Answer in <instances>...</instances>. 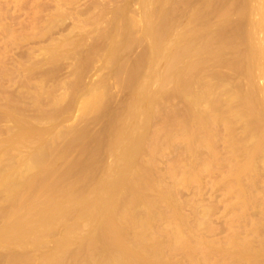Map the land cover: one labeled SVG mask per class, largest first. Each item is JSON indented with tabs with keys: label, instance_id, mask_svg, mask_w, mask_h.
<instances>
[{
	"label": "rangeland",
	"instance_id": "obj_1",
	"mask_svg": "<svg viewBox=\"0 0 264 264\" xmlns=\"http://www.w3.org/2000/svg\"><path fill=\"white\" fill-rule=\"evenodd\" d=\"M159 28L167 51L157 61ZM114 40L125 41L118 53ZM189 40H206L203 59L219 53L201 66L179 60L189 87L176 76L163 85L173 50ZM259 51L264 0H0V264H130L129 249L142 264H264V162L253 153L264 125L246 107L253 98L264 113ZM145 85L152 102L139 96ZM64 181L70 191H54V210L77 193L101 203L79 202L47 230L34 203ZM22 192L28 211L17 206Z\"/></svg>",
	"mask_w": 264,
	"mask_h": 264
},
{
	"label": "bare ground",
	"instance_id": "obj_2",
	"mask_svg": "<svg viewBox=\"0 0 264 264\" xmlns=\"http://www.w3.org/2000/svg\"><path fill=\"white\" fill-rule=\"evenodd\" d=\"M164 1H165V0H164ZM164 3H165V2L162 3V7H164V8L166 9V7L163 5ZM241 5H243V4H241ZM241 5H240V6H241ZM160 7H161V5L159 6V8H160ZM241 7L244 8L245 6H241ZM241 7H240V8H241ZM159 8H158V9H159ZM158 9H157V10H158ZM160 9H161V8H160ZM151 10H152V9H151ZM162 10H163V9H162ZM238 10H240V12H241L242 9H238ZM243 10H244V9H243ZM164 11H165V10H164ZM167 11H168V10H166V12H163V13L165 14V13H167ZM152 12H153V11H152ZM152 12H150V10H149V13H150L149 15H150V17H151L152 14H153ZM155 12H157V11H155ZM242 12H244V11H242ZM157 13H158V12H157ZM158 14H159V13H158ZM161 14H162V13H161ZM164 14H162V16H163ZM170 14H172V13H170ZM165 16H166V14H165ZM167 16L169 17V14H168ZM167 16H166V18H168ZM162 18H163V17H162ZM165 21H167V20L165 19ZM165 21H162V23L164 24ZM160 23H161V22H160ZM165 23H166V22H165ZM149 24L151 25V23H149ZM152 24H153V23H152ZM154 25H156V24H154ZM151 26H152V25H151ZM151 26H150V27H151ZM156 26L158 27V25H156ZM156 26H155V27H156ZM150 27H149V28H150ZM153 27H154V26H152V30H153ZM157 27H156V28H157ZM154 29H155V28H154ZM157 29H158V28H157ZM159 29H160V28H159ZM165 29H166V27H165ZM152 30H150L149 32H150V35H151L150 37L153 39L154 36L152 37V35H154V32L152 33V32H151ZM161 30H162V29H160V31H159V30H154V31H159L158 33H159L160 36H159L157 33H156V35H158V37L160 38V40H158V37L154 38V39H156L155 41H153L154 39H153V40L151 39V40H152V43H153V42H155V43L157 42V46H158V44H159L158 42H161V40H162V39H161V38H162L161 35H163V33L165 32V31L163 30L164 32L162 31L163 33L160 34ZM151 33H152V34H151ZM115 41L117 42V40H114L113 44H115V45H117V46H118V44H119V46H121V45H122L121 43H125V41L120 43V42H119L120 40H119V41H118V44H116ZM113 44L111 43V46H112ZM120 44H121V45H120ZM153 44H154V43H153ZM115 45H114V46H115ZM123 45H124V44H123ZM125 45H126V44H125ZM117 46H115V48L112 47V48H111V49H112L111 52H113V49H114V50H115V49L117 50V48L119 49V46H118V47H117ZM152 47H154V45H152ZM120 48H121V50H122V48H124V47L122 46V47H120ZM177 49H179V48H177ZM116 50H115V51H116ZM119 50H120V49H119ZM119 50H118V52H119ZM116 52H117V51H116ZM118 52H117V53H118ZM120 52H121V51H120ZM259 52H260V51H259ZM262 52H263V51H262ZM117 53H116V54H117ZM114 54H115V52H114ZM256 54H258V53H256ZM260 54H261V55H260ZM260 54H259V55H260L261 57H263L262 55H264V54L261 53V52H260ZM115 57H117V56H115ZM256 57H258V56H256ZM259 58H260V57H259ZM182 59H183V58H182ZM181 61H182V60H181ZM167 62H168V61H167ZM180 63H181V62H180ZM167 65H168V64H166L165 66H167ZM176 67H177L178 69H180V65H179V63H178V65H176ZM165 68H166V67H165ZM163 70H164V69H163ZM165 71H166V69H165ZM163 72H164V71H163ZM164 73H165V72H164ZM245 73H246V77H247V81H248V79H251V78H250L251 76H250V74H249L248 71H245ZM263 75H264V74H263ZM248 77H249V78H248ZM177 78H178V80H180V74L177 76ZM175 80H176V78H175ZM250 81H251V80H250ZM248 84H250V83L248 82ZM250 87H252V86L250 85ZM250 87H247V88H250ZM179 88L182 89V87H180V86H179ZM246 91H247V90H246ZM250 91H251V90H250ZM250 91L248 90V92H245V94L248 95V93H249ZM253 91H254V90H253ZM253 93H254V92H251V94L249 93L251 97L253 96ZM244 96H245V95L243 94L242 97L245 99ZM254 96H255V95H254ZM242 97H241V99H240V102H241V101H244ZM247 97H248V96H247ZM251 97H250V98H251ZM248 98H249V97H248ZM248 98L245 99V101H246V100L249 101L250 98H249V99H248ZM254 98H255V97H254ZM251 100L253 101V98H252ZM251 100H250V103H249V102L247 103V104H249L248 106H246L247 104H246V102H244V103L246 104V105H245L246 107H249V106H250V109L253 110V111H254V108H256V107H257V108H258V107H262V106H260V105L258 106V103H257V106H256V102H252ZM254 100H256V98H255ZM205 101H206V100H205ZM244 103L241 102L242 105H243ZM242 108H243L242 111H245V110H246V108H244V105H243ZM257 108H256V114H257L258 116H257L256 114L254 115V114H252V113H250V114L248 113V114H249V117H250L249 119H250V121H251V118H252L253 116H256L257 118H256V119L254 118V119H255L254 121L252 120L253 123H254V126H255V125L257 126V125H259V124H260V125H261V124L264 125V123L262 122V120H264V113L261 114V112H259V108H258V110H257ZM248 109H249V108H248ZM250 109H249V112H252V111H250ZM215 110H216V109H215ZM263 110H264V109L262 108V111H263ZM257 111H258V113H257ZM247 112H248V110L245 112V114H247ZM263 112H264V111H263ZM254 113H255V111H254ZM192 114H194V113H192ZM192 114H191V115H192ZM251 114H252V115H251ZM192 116H193V115H192ZM197 116H198V115H197ZM193 118H195V117H193ZM198 118H199V116H198ZM198 118H195V119H196V121H199V122H200L201 119H203V117H202L201 119L199 118L200 120H198ZM191 119H192V117H191ZM204 119H205V118H204ZM252 119H253V118H252ZM201 121H202V120H201ZM252 121H251V122H252ZM202 122H203V121H202ZM204 123H205V122H204ZM205 124H206V123H205ZM260 125H259V126H260ZM205 126H206V125H205ZM252 126H253V125H252ZM259 126H257V127H259ZM261 126H262V125H261ZM257 127H256V128H257ZM263 127H264V126H262L261 129H262ZM28 128H30V127H28ZM28 128H27V129H28ZM253 128H255V127H253ZM124 129H125V128H124ZM259 129H260V128H258L257 130H259ZM257 130L254 129V132L257 131ZM262 130H263V131H262ZM262 130H261L262 132H261L260 130H259V131L261 132V137H263V138L260 137V138H261V139H260L259 136H257V137L261 140V143H259L260 141H258V143H256V146L253 147V149H254L253 153L255 154L256 151H258V153L260 152L259 155H261V156H259V158L262 159V161L264 162V128H263ZM22 131H23V130H22ZM26 131H27V130H26ZM26 131L24 130V132H26ZM29 132H30V130H29ZM32 132H33V131H32ZM190 132H192V131L190 130ZM27 133H28V132H27ZM256 133H258V132H256ZM29 134H30V133H29ZM258 134H259V133H258ZM27 135H28V134H27ZM36 135H39V134L36 133ZM115 135H116V134H115ZM115 135H114V137H116ZM117 135H120V133H117ZM192 135H193V133H192ZM28 136L31 137V135H28ZM28 136H27V137H28ZM33 136H34V135H33ZM27 137H25V138H27ZM39 137H40V136H39ZM39 137H38V139H39ZM117 137H118V136H117ZM117 137H116V139H117ZM119 137L121 138V136H119ZM119 137H118V141H119ZM13 138H14V137H13ZM31 138H32V137H31ZM17 139H18V140H17ZM19 139H20V137L17 136L15 140H17V142H18V141H20ZM28 139H29V138H27L26 140L28 141ZM116 139H115V140H116ZM12 140H13V139H12ZM15 140H14V141H15ZM32 140H33V139H32ZM121 140H122V139H121ZM257 140H258V139H257ZM29 141H30V140H29ZM35 141H36V139H35ZM15 142H16V141H15ZM118 144H119V148H120V145H121V147L123 146L121 142H120V143L118 142ZM113 145H114V144H113ZM117 147H118V146H117ZM124 148H125V146H124ZM124 148H121V150L124 149ZM126 148H128V147H126ZM120 153H123V152H120ZM128 153H129V152H128ZM128 153H127V154L125 153V154H126V157H128ZM125 154L123 153V155H121V154H120V155L123 156L124 159H126V157H124ZM34 158H35V157H34ZM123 158H122V159H123ZM120 159H121V157H120ZM127 160H128V159H127ZM127 160H126V163H129V165L131 164V166H132V165L135 166L136 163H137V162L135 161L136 163L132 162V163H134V164H132V163H130V161H127ZM124 161H125V160H124ZM121 162H123V161H121ZM250 163H251V162H250ZM250 163H249V164H250ZM249 164H248V163L246 164L247 167H250L251 164H250V165H249ZM263 164H264V163H263ZM246 165H244V166L246 167ZM131 166H129V170H130ZM129 172H130V171H129ZM131 172H132V171H131ZM65 173H66V172H65ZM65 173H64V175H65ZM68 173H69V172H68ZM133 173H134V172H133ZM66 176H68V174L64 176L65 179L68 178V177H66ZM61 177L64 179L63 176H61ZM62 178H60V181L62 180ZM65 179H64V180H65ZM62 181H63V180H62ZM62 181H61V182H62ZM42 182H45V180H43ZM64 182H65L66 185H65V184H62V185H61V184H59V182L56 183V185H59V186H60V185H61V186L64 185V186H63L64 188H63V187L61 188V186H60V187L58 186L59 188L57 187L58 189L54 190V189H55V185H53V186H54V187H53L54 189L52 188V193L56 194L57 191H58L60 194H63V193L65 194V192H63V191H66L67 189H65V187L68 188L69 185H68V183H66V181H64ZM64 182H63V183H64ZM45 185H46V183H45ZM67 185H68V186H67ZM27 187H30V186H27ZM27 187H26V189H27ZM31 188H32V187L29 188V189H30L29 192H31V190H32V193H34V191H33L34 189H31ZM50 188H51V187H50ZM50 188L48 187V189H49V190H48V189H47V186H46V189L48 190V193L51 191ZM23 189H24V188H23ZM29 189H27V191H28ZM62 190H63V191H62ZM68 190L70 191L69 188H68ZM27 191H26V190H25V191L23 190V192H25L26 195L29 194V193H27ZM54 191H55L56 193H55ZM69 191H67V192H69ZM93 191H94V190H93ZM23 192H22V194H23ZM46 192H47V191H45V193H46ZM19 193H20V192H19ZM19 193H18V194H19ZM59 193L55 195V196L57 197V199H56L55 197H53L54 199L50 197L51 192H50L49 194H47V193L44 194V193H43V194H42L43 197H41V196L39 195V198H41V199L44 198V195H45V197H46L47 195H49V196H47L46 198H44L42 201H41V200H38V199H39L38 197H37L38 199H34V200H38V203H39V204H38V203L36 204V202H35L34 204L36 205V207H37V205H40V207H39V208L37 207V208H38V210H41V211H40L41 213H43V214H42L43 216L40 215V218H41V217H42V218H44V217L46 218L45 222H47V217H46V215H48V218H50V220H51L52 222L54 221V219H55L56 217H58V216L60 215V214H58V213L53 214V211H52V210H54L55 206H57V205L59 206V205H60L59 203H57V205H55V204H56L55 201H57L58 198H61V199H62V197H59V196H62V195H59ZM18 194H17V197L19 198V199H18L19 203H18L17 206H19L20 209L23 208V210L21 209V211H24L25 209H27L26 211H28V208H25V207H27V206H24V205L28 204L27 202H28V201L30 202V199L33 200L32 197H33L34 195L29 194V195H31L32 197H29V198H30V199H29V198H28L29 195H28V196H27V198H28L27 200H28V201H27V200H24L25 198H23V197H24V194H23V195H22V194H19L21 198L19 197ZM34 194H35V193H34ZM54 194H51V196H53ZM21 195H22V196H21ZM57 195H58V196H57ZM36 196H38V195H36ZM34 197H35V196H34ZM34 197H33V198H34ZM72 197H73V196H72ZM22 198H23V199H22ZM93 198H94V197H93ZM16 199H17V198H16ZM21 199H22V200L24 201V203H25V204L23 203V206H24V207H21V205H19ZM18 201H16V204H17ZM40 201H41V202H40ZM31 202H32V201H31ZM58 202L61 203L62 201L59 199ZM32 203H33V202H32ZM29 204H31V203H29ZM14 205H15V204H14ZM31 205H32V204H31ZM17 206H16V208H15V206H13L12 209H14V210L17 209V210H18V215H19V213H20L21 211L17 208ZM32 206L34 207V210H33V211L35 212V210H36L37 208L35 209V206H34V205H32ZM58 206H57V207H58ZM60 206H62V205H60ZM60 206H59V207H60ZM53 207H54V208H53ZM31 208H32V207L29 206V212H30V211L33 212ZM30 209H31V210H30ZM58 209H60V208H58ZM38 210H36V213H34V212H33V214L31 213L32 215L29 214V213H26V212H25V213H26V214H29V216L31 215V216H32L31 218H33V217H35L36 215L41 214ZM55 210H57V209H55ZM55 210H54V211H55ZM12 211H13V210H12ZM12 211L10 210V212H12ZM19 211H20V212H19ZM14 213L17 214V212H15V211H14L13 213H11V214L14 216V215H15ZM21 213H22V212H21ZM37 213H38V214H37ZM8 214H9V216H11L10 213H8ZM23 214H24V213H23ZM23 214H22V216H21V220H20V217H19L18 215H16V218H17V216H18V219H19L21 222H23L24 220L26 221V219L23 218L26 214H25L24 216H23ZM44 214H46V215L44 216ZM20 215H21V214H20ZM33 215H34V216H33ZM9 216H7V218H8ZM60 216L62 217L63 214H61ZM60 216H59V217H60ZM14 217H15V216H14ZM38 217H39V215H38L36 218L38 219ZM59 217H58V218H59ZM61 217L59 218L60 220H61ZM108 217H109V218H108L107 221H108V224H110V223L112 222L113 215H108ZM26 218H28V221L30 220V219H29L30 217H27V215H26ZM42 218H41V219H42ZM23 219H24V220H23ZM34 219H35V218H34ZM41 219H40L39 221H41ZM32 220H33V219H32ZM32 220H30L29 222L31 223ZM57 220H58V219H57ZM57 220L55 219V222H56ZM14 221H17V222H18V220H15V219H14ZM25 221H24L23 223H25ZM35 221H37V220L35 219L34 221H32V222H34V223H33L34 226H38L39 224H38L37 222H35ZM10 222H11V221H10ZM10 222H8V223H9V226L11 225ZM45 222H44V223H45ZM30 223L27 222V223H26L27 225H25L26 228H27V230H28V227H27V226L31 225ZM36 223H37L38 225H37ZM44 223H43V220H42V221H41V224L44 225ZM47 223H49V222H47ZM57 223H58V224H61V222L59 223L58 221H57ZM17 224H18V225H21V227L19 226V227H20V230L22 229V227L25 228V226H24V225L22 226V224H21L20 222L17 223ZM54 224H55V223H54ZM13 225H14V224H12V226H13ZM6 226H8V224H7ZM34 226H32V227L30 226V228H31L30 231L33 230L32 228H34ZM39 226H40V225H39ZM54 226H55V225H54ZM7 228H8V227H7ZM17 228H18V226H17ZM30 228H29V229H30ZM8 229H9V228H8ZM15 229H16V228H15ZM15 229H12V230H15ZM27 230H26V229H24V231L22 230V231H21V232H22V235H26V234H25V231H26V233H27ZM16 231H19V229H17ZM8 232H9V231H8ZM34 232H35V231H33V235L36 234V232H35V233H34ZM6 233H7V231H6ZM23 233H24V234H23ZM11 235H12V233H11ZM31 235H32V232H30V235H26V236H29V237H30ZM33 235H32V237L35 236V235H34V236H33ZM110 235L112 236V234H110ZM6 236H9V235H6ZM13 236H14V235H13ZM113 236H114V238L118 241V234H117L116 232H113ZM4 238H6L5 235H4ZM7 238H8V237H7ZM7 238H6V239H7ZM21 238H22V237H21ZM26 238H27V237H26ZM8 239H9V238H8ZM18 240H20V239H18ZM119 242H120V240H119ZM124 244H125L124 242H123V243H120V247H122L123 249H127L126 244H125V245H124ZM127 250H128V249H127ZM134 250H135V249H134ZM134 250H133V251H131L130 249L128 250V251H129V255H128L127 259H129L130 264H138V263L142 264L141 262H139V261L137 260V257H138V254H137V253H140V254H141V251L138 252V251H136V250L134 251ZM130 252H131V253H130ZM137 262H138V263H137ZM145 264H146V263H145Z\"/></svg>",
	"mask_w": 264,
	"mask_h": 264
},
{
	"label": "water",
	"instance_id": "obj_3",
	"mask_svg": "<svg viewBox=\"0 0 264 264\" xmlns=\"http://www.w3.org/2000/svg\"><path fill=\"white\" fill-rule=\"evenodd\" d=\"M206 40H201V41H194V40H189L188 42H187V44L183 47V48H179V49H177V48H175L174 50H173V52L172 53H174L175 54V57L173 58V60L172 61H170L169 63H168V66H167V73L165 72V74L162 76L163 78L160 80V82L164 85V84H167V83H169L170 81H172L173 79V77L172 76H176V83L180 86V87H182V89L184 88H186L187 86L189 87L190 86V84H191V80L189 79V78H185L184 76H183V74H182V71H180L176 66H175V64H177L178 62H179V60H181L182 58H187V57H196V61L198 62V64H199V66H201V65H203V64H205L206 63V59L205 58H208V57H213L214 55L215 56H217L218 55V53L219 52H217V55H216V52L214 51V50H212V49H210L211 51H209L208 52V54L209 55H206V57L203 59V58H201L200 57V55H199V52H200V50L202 49V45H205L206 44V42H205ZM159 44H158V46H157V42L155 43L154 42V47H153V50H152V59H155V60H160L161 59V57H162V55H164V53H166V49H165V47H164V45L161 43V42H158ZM206 47H208V45H206ZM190 71H193V67L191 66L190 67V69H189ZM180 74V80H178V78H177V76ZM154 80H159V79H152V77H149V78H147L146 79V84H148V83H150V82H152V81H154ZM145 88H146V85L145 86H143V88H141L140 89V92H139V96H140V98H141V100H142V102L145 100V101H154L155 100V97L153 98V99H148V96L147 95H145ZM177 92V91H176ZM177 96H181V97H183V96H188L187 94H184V90H180V92L178 91L177 93H175ZM118 139H116L115 140V142H114V145H116V144H118ZM130 150L129 149H127V148H124L123 149V153L125 154V153H128ZM104 188H105V185L103 186ZM102 187V188H103ZM106 187H108L107 185H106ZM101 188V189H102ZM81 197V195H80V193H77V194H75L73 197H70L69 199H68V201H67V203L65 204V206L62 208V209H58V210H56V211H54V210H52L53 211V214H56V213H58V214H66V213H68V211H69V209L72 207V206H74V205H76L77 203H79V202H82L83 204H84V207H85V209L86 208H88V206H91V207H93V205L95 206V205H97V204H99V203H101V198H99V196L97 197L96 196V198H88L87 200H85V201H83L82 200V197ZM69 208V209H68ZM82 212H80L79 214H78V216H77V223L78 222H80V221H83V220H85L86 219V215L85 214H81ZM110 215H112V214H110ZM57 218V217H56ZM85 218V219H84ZM108 216L106 217V219H104L103 221H105V224H108ZM49 221H50V223H48V224H46V222H45V227H47V230H50V228L51 229H54V228H56V226H54L55 224V219H54V221L52 222L51 220H50V218H49ZM104 224V225H105ZM18 224H15V225H13V226H8V228L9 229H14V228H16V226H17ZM58 225V224H57ZM49 228V229H48ZM104 228H105V226H104ZM46 229V228H45ZM33 232V231H32ZM105 234H106V231H105ZM107 236V235H106Z\"/></svg>",
	"mask_w": 264,
	"mask_h": 264
}]
</instances>
